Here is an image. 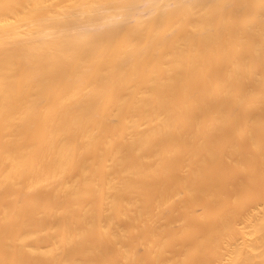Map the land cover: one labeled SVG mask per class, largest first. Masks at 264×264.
Returning a JSON list of instances; mask_svg holds the SVG:
<instances>
[{
  "label": "bare ground",
  "instance_id": "bare-ground-1",
  "mask_svg": "<svg viewBox=\"0 0 264 264\" xmlns=\"http://www.w3.org/2000/svg\"><path fill=\"white\" fill-rule=\"evenodd\" d=\"M0 264H264V0H0Z\"/></svg>",
  "mask_w": 264,
  "mask_h": 264
}]
</instances>
